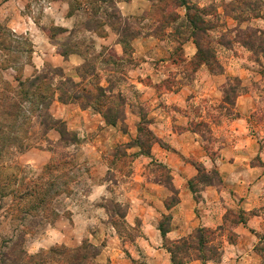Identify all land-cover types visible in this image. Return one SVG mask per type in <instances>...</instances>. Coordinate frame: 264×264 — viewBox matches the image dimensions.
Returning a JSON list of instances; mask_svg holds the SVG:
<instances>
[{"label": "rangeland", "instance_id": "374dc122", "mask_svg": "<svg viewBox=\"0 0 264 264\" xmlns=\"http://www.w3.org/2000/svg\"><path fill=\"white\" fill-rule=\"evenodd\" d=\"M81 1L0 0V103L10 104L7 110L0 107V264H31L26 258L52 249L73 251L83 241L100 249L90 240L111 233L112 226L126 242L137 233L136 227L126 230L125 207L112 198L113 178L123 181L136 166L134 149L145 154L154 144L137 82L160 87L136 78L142 59L133 55L136 40L148 59H142L144 72L169 56L173 64L160 66L170 74L165 88L198 87L188 130L204 140L206 150L213 153L221 141L233 149L246 138L257 140L263 159L257 155L241 163L262 168L264 183V0H186L206 14L205 32L197 39L206 64L183 20L185 10L170 4L161 12V1L175 0ZM174 73L181 78H172ZM206 74L212 78L205 80ZM44 75L54 85L71 79L96 98L99 86L104 98L90 102L91 107L82 100L63 104L54 99L42 116L28 96L15 118L18 84ZM201 87L211 91L200 92ZM197 167L202 170L190 181L192 191L199 192L204 181L218 185L217 171ZM145 172L153 181L168 183L160 164L150 162ZM98 186L106 187L103 196H94ZM224 219L211 244L219 250L234 242L232 228L243 222L242 212L228 210ZM171 243L164 241V248ZM254 252L264 264L263 239ZM197 255L190 251L184 258ZM96 258L92 264H98Z\"/></svg>", "mask_w": 264, "mask_h": 264}, {"label": "crops", "instance_id": "0c3cea01", "mask_svg": "<svg viewBox=\"0 0 264 264\" xmlns=\"http://www.w3.org/2000/svg\"><path fill=\"white\" fill-rule=\"evenodd\" d=\"M134 44L133 55L148 60L143 56L144 51L139 53L142 43L136 40ZM142 59L135 67L136 78H148L152 85L158 84L160 89L144 86L140 82H137V88L148 111V126L163 147L152 144L147 155L133 148L136 154L132 165L136 166L123 181L117 176L113 178L112 198L116 204L125 207L122 222L126 230L136 227L137 233L129 242L113 226L111 233H97L90 240L94 246H100L96 261L98 264H171L163 246L164 240L176 242L198 229L220 232L226 212L238 209L242 212L243 222L232 228L234 242L225 243L220 249L219 260L204 263L190 261L186 264H260L254 246L260 239L264 240V183L259 177L262 168L244 167L241 163L257 155L263 159L257 140L246 138L233 149L226 141H221L213 153L206 150L204 140L188 130L194 120L191 105L200 94L197 93L198 87L193 89L183 85L167 89L163 82L170 74L160 66L173 64L169 56L157 59L158 66L148 72H144L147 64ZM224 76L227 74L224 73ZM172 78L178 80L181 76L174 73ZM211 78L208 74L204 76L205 80ZM200 89V92L211 91ZM242 101L247 102L248 99ZM150 162L166 169L169 177L167 184L153 181L146 174L145 168ZM261 163L264 164L263 161ZM197 165L206 171H217L218 185L200 186L199 192L193 193L189 182L196 177ZM104 192L106 187L99 186L93 191L94 196L98 194L97 197L103 196ZM163 217L170 218L165 237L158 230Z\"/></svg>", "mask_w": 264, "mask_h": 264}, {"label": "trees", "instance_id": "16d2710c", "mask_svg": "<svg viewBox=\"0 0 264 264\" xmlns=\"http://www.w3.org/2000/svg\"><path fill=\"white\" fill-rule=\"evenodd\" d=\"M82 1L86 3V0L85 1L82 0ZM170 4H175V6L183 8L185 10V15H184L183 20L187 24V28L191 30L190 37L194 43V46L197 49V52L199 53L200 60L202 61V63H205V61L203 60L205 58V54L202 52L199 42L197 40L199 36L201 34H204L205 32V29L203 28L205 21L202 20L203 17L206 16V14L204 13V10L198 7L189 6L186 0H175V1H171V3L161 1L160 2L161 12H165L164 8L168 7ZM157 6L158 5L152 4V8L154 9H156ZM115 14L117 15V19L120 20L121 17L120 15H118V12H116ZM99 26H100V23L97 22L96 29H98ZM254 33L258 34L260 32L255 31ZM255 34H253V36H255ZM137 37L138 35L135 34L129 38L130 40H134ZM63 56L67 57L65 53L63 54ZM261 76L263 77L262 74ZM94 90L100 94L99 97L104 98V95H103L105 93L104 89L97 86L96 88H94ZM73 91H75V93H70L71 95L70 94L68 95V92H73ZM16 95H17L16 97H17L18 102L13 103L14 104L13 113L15 115V118L18 117L17 111L19 110V106L21 105V102H23V100H25L28 96L31 100L32 105L35 106L39 115H42V116H44L48 106L54 101V99H57L60 103H63V104L70 103V102L73 104H79V102L82 100L86 102L88 107H91L90 102H93V100H97L99 98V97L98 98L94 97L93 91L86 89L84 87H79L71 79H63L61 81H58L54 85L53 78L50 79V77H48L47 75H44L39 78L34 76L32 77V79L26 81L25 83H19L18 84V94L16 93ZM0 107L7 110V108L10 107V104L8 102L0 103ZM7 113H9V110L6 111L4 114L7 115ZM147 134L151 137L152 143L159 144L161 147H163V145L155 137H153L149 131H147ZM149 148H148V151H149ZM147 153L145 154L147 155ZM195 168L197 172L202 170L198 168L197 166ZM214 174H217V173L214 172ZM204 182H205L204 186H212L211 182H208V181H204ZM190 185L191 184L189 182V187ZM190 190L192 191L193 189L190 188ZM192 192L194 193L195 191H192ZM162 220H163L162 223H160L158 226V230L160 234L162 235V237H165V234L168 231V223L170 221V218L163 217ZM214 234H215V231L198 229L194 231L192 236H189L185 239L178 240L176 242H172L171 243L172 245H170V247L165 248L166 252L169 255L170 263L171 264H186L190 261H199V262L204 263L206 261L212 260L210 259V257H206L205 253H209L210 256H216L217 260H219L220 250L211 245L213 242ZM190 251L195 252V254H198V255L195 256L194 258L188 257V256L187 257L185 256L184 258V254ZM99 252H100V249L93 247L87 241H83L82 244L73 251L66 250L65 248H61V250L52 249V250H49L48 252H41L40 254L36 256H33V257L31 256L26 259H28L31 264H50V262H61V263L64 262V264H92L94 258L98 256ZM47 254L50 256L48 257ZM51 255H54L55 257L57 256V258H60L59 261L51 257ZM181 256L183 257L179 258Z\"/></svg>", "mask_w": 264, "mask_h": 264}]
</instances>
